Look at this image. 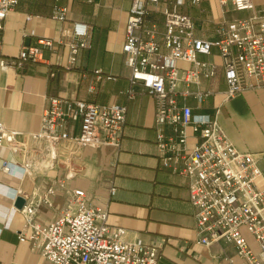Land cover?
Listing matches in <instances>:
<instances>
[{
  "label": "crops",
  "instance_id": "0c3cea01",
  "mask_svg": "<svg viewBox=\"0 0 264 264\" xmlns=\"http://www.w3.org/2000/svg\"><path fill=\"white\" fill-rule=\"evenodd\" d=\"M253 1L257 12H264V0ZM172 3L161 2L162 6ZM131 4L132 0H19L3 20L0 57H16L23 47L39 45L41 37L61 38L54 50H44L41 60H27L19 67L0 65V120L8 127L38 130L42 113L53 98L63 105L79 99L125 104L127 114L119 145L73 147L71 155L66 152L57 161L45 158L37 149L29 169L20 167L16 174L5 172L1 166L5 160L22 162L23 154L0 146V264H54L29 241L19 238L24 217L13 210L17 197L38 198L50 186L54 187L51 202H42L35 216L42 225L53 222L65 208L68 188H83L88 204L108 209L109 224L126 228V239L139 237L160 248L159 264H229L223 252L246 264L233 242L221 240L207 245L199 240L189 177L162 164L163 151L156 141V99L147 92L134 98L126 93L130 69L122 45ZM62 7L67 8L65 21L57 17ZM179 10L192 17L197 36L212 40L219 37L217 30L223 21L252 13L222 0H185ZM148 18L163 27L161 13L152 12ZM75 21L90 25L91 46L81 49L76 63L68 67L66 42L73 38L63 35L61 26L70 27ZM199 59L217 63L216 73L210 78L200 75L199 82L190 86L212 93L201 103L193 96L177 94L178 103L193 106L195 113L211 115L219 108V122L235 146L258 158L263 173L257 182L264 188V87L245 88L226 98L227 83L218 47L214 46L209 54H200ZM179 66L189 68L191 64L181 60ZM96 69H101L104 76L98 81ZM68 130L78 134L80 120H69ZM165 130L174 132L169 126ZM190 133L188 145L192 147L196 137ZM63 144L70 145L68 141ZM112 185L115 194L111 193ZM245 235L257 248L255 238L250 233Z\"/></svg>",
  "mask_w": 264,
  "mask_h": 264
},
{
  "label": "built area",
  "instance_id": "2783aa9c",
  "mask_svg": "<svg viewBox=\"0 0 264 264\" xmlns=\"http://www.w3.org/2000/svg\"><path fill=\"white\" fill-rule=\"evenodd\" d=\"M162 1L132 0L122 45L130 69L126 93L134 98L147 92L156 99L159 126L156 141L163 151L162 164L189 177L190 202L199 240L207 245L221 240L233 242L239 258L246 264H264V188L257 182L263 169L258 158L253 152L235 146L219 122V108L213 115L195 113L193 106L178 103L176 97L177 94L193 96L201 103L212 93L199 86L193 89L190 84L199 82L200 75L207 78L215 75L217 63L199 59L200 54L211 53L214 46L222 58L226 98L245 88L264 87V12H257L253 0H222L252 13L223 21L217 30L219 37L212 40L195 34L192 17L179 10L185 0H173L171 5L164 6ZM18 3L19 0H0V31L4 28L3 20ZM66 12V7L60 8L58 19L65 21ZM152 12L162 14V28L148 18ZM61 32L73 38L66 42L70 67L76 63L81 49L91 46V28L86 22L75 21L70 27L61 26ZM59 42L61 38L41 37L39 45L23 47L16 57H0V65L19 67L27 60H41L44 50H54ZM181 60L191 66L181 68ZM95 73L97 81L104 77L101 69ZM126 114L125 104L79 99L63 105L60 99L53 98L42 113L36 131L11 128L0 120V146H9L23 154L22 162L5 160L1 168L10 174H16L20 167L28 170L37 149L45 158L57 161L66 152L71 155L73 147L119 145ZM71 119L80 120L78 134H70L68 130ZM166 126L174 132H167ZM190 131L196 137L192 147L188 145ZM64 141L70 145H64ZM61 185H65L63 181ZM110 190L115 194L116 187L112 185ZM53 192L54 187L50 186L43 196L27 198L22 208L15 206L13 210L20 211L24 217L19 238L29 241L54 264H159L160 248L139 237L126 239V228L109 224L108 209L88 204L83 188L67 189L68 203L53 222L48 225L37 222L39 205L50 203ZM242 228L255 238L257 248ZM223 258L229 264H241L226 252Z\"/></svg>",
  "mask_w": 264,
  "mask_h": 264
},
{
  "label": "water",
  "instance_id": "95a60500",
  "mask_svg": "<svg viewBox=\"0 0 264 264\" xmlns=\"http://www.w3.org/2000/svg\"><path fill=\"white\" fill-rule=\"evenodd\" d=\"M26 202V198L23 197H17L15 201V206L18 208H22Z\"/></svg>",
  "mask_w": 264,
  "mask_h": 264
},
{
  "label": "rangeland",
  "instance_id": "374dc122",
  "mask_svg": "<svg viewBox=\"0 0 264 264\" xmlns=\"http://www.w3.org/2000/svg\"><path fill=\"white\" fill-rule=\"evenodd\" d=\"M242 230L244 231V233H248V231L245 228H242Z\"/></svg>",
  "mask_w": 264,
  "mask_h": 264
}]
</instances>
